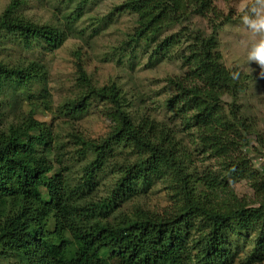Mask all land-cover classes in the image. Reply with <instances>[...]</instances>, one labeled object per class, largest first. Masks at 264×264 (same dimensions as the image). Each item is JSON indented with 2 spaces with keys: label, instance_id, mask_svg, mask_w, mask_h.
I'll use <instances>...</instances> for the list:
<instances>
[{
  "label": "trees",
  "instance_id": "trees-1",
  "mask_svg": "<svg viewBox=\"0 0 264 264\" xmlns=\"http://www.w3.org/2000/svg\"><path fill=\"white\" fill-rule=\"evenodd\" d=\"M67 1L74 4L71 10L65 7L62 29L15 15L18 2L11 1L0 14V42L10 36L27 47L58 48L90 0ZM216 1L120 0L113 9L133 17L123 43L144 46L147 65L168 54L179 62L180 73L165 79L171 93L163 106L196 148L213 157L214 166L195 175L180 131L130 112L114 82L88 83L63 113L78 116L93 100L104 105L115 124L99 143L69 134L93 152L73 183L47 159L55 142L44 122L27 116L0 126V264H231L244 247L246 263L264 259V167H252L241 149L255 133L234 103L247 74L221 61L217 33L231 18ZM237 69L239 78L233 79L230 72ZM43 71L34 62L0 65V92L12 85L23 89L41 80ZM223 96L231 98L229 107L223 106ZM126 146L137 156L120 162L107 194L91 199L106 158ZM167 170L172 201L163 211L128 216L118 209ZM239 180L248 182L255 204L236 199L232 184ZM192 230L198 234L190 238Z\"/></svg>",
  "mask_w": 264,
  "mask_h": 264
},
{
  "label": "rangeland",
  "instance_id": "rangeland-1",
  "mask_svg": "<svg viewBox=\"0 0 264 264\" xmlns=\"http://www.w3.org/2000/svg\"><path fill=\"white\" fill-rule=\"evenodd\" d=\"M11 1L18 2L15 15H22L38 25L46 24L58 29L64 28L62 15L67 13L65 7L71 10L74 4L66 0H0V14ZM119 1L87 2L73 24L75 30L56 49L47 51L40 45L27 47L10 36L0 42V65L6 68L24 67L34 62L44 69L41 80L36 78L23 89L14 90L12 85L0 92V126L6 128L9 124H18L27 116L44 122L51 131L53 142L62 143L59 149L52 143L46 153L47 159L71 183L79 175L82 165L93 157L92 150L87 151L76 137L99 143L115 124L104 105L93 100L78 116L71 118L63 113L62 107L76 103L88 83L103 85L114 82L128 101L130 112L150 115L180 131L178 120L171 118L163 106L171 93L165 79L180 73L179 62L173 54H168L154 66L147 65L148 52L144 46L134 47L133 44L123 43L127 33L132 30L133 17L113 10ZM239 3L240 0L216 1L220 12L231 18L218 30L217 49L226 68L238 67L247 74L244 87L238 92L234 103L255 133V138L249 137L241 149L245 151L249 164L260 169L264 167V78L258 75L260 69L257 65H250L246 61L243 49L238 46L243 36L237 10ZM194 21L195 25L205 28L204 24ZM84 77H87V81H84ZM222 101L224 107H229L231 98L223 96ZM71 133L76 137H70ZM179 136L191 155L190 169L195 175H199L206 166H214L213 157L201 153L192 137L182 131ZM136 156V152L128 146L113 150L98 173V185L89 195L90 198L97 199L107 194L119 176L120 162L128 163ZM167 171L152 178L146 192L122 202L118 209L128 216L140 211L152 214L163 211L172 201V172ZM232 192L241 203H256L246 180L233 183ZM197 234L192 230L190 238ZM247 249L241 248L231 264H264V259L260 263H246L243 255Z\"/></svg>",
  "mask_w": 264,
  "mask_h": 264
},
{
  "label": "clouds",
  "instance_id": "clouds-1",
  "mask_svg": "<svg viewBox=\"0 0 264 264\" xmlns=\"http://www.w3.org/2000/svg\"><path fill=\"white\" fill-rule=\"evenodd\" d=\"M243 36L238 46L243 49L246 61L260 69L259 76L264 78V0H240L238 6ZM233 79H238L240 71L230 72Z\"/></svg>",
  "mask_w": 264,
  "mask_h": 264
}]
</instances>
